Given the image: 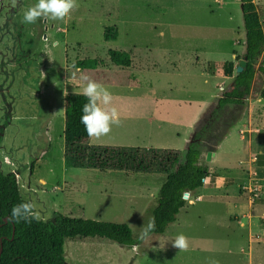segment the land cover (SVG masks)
<instances>
[{
	"label": "rangeland",
	"instance_id": "rangeland-1",
	"mask_svg": "<svg viewBox=\"0 0 264 264\" xmlns=\"http://www.w3.org/2000/svg\"><path fill=\"white\" fill-rule=\"evenodd\" d=\"M36 2L0 0V173L18 175L21 195L32 203L38 220L47 222L60 214L125 224L135 240L132 247L98 238L66 241L65 264H264V216H259L264 187L238 185L249 181L234 169L241 163L246 170L250 155L264 152V129L253 131L247 150L248 142L238 136L246 124L233 123L243 107L224 111L226 107L208 134L210 141L218 136V142L229 129L218 165L231 168L227 176L232 184L224 181V190H215L228 198L197 201L191 195L160 236L138 239L141 227L151 222L166 173L129 175L73 167L64 157V97L81 94L83 75L110 91L120 119L108 134L90 137L88 148L166 149L182 156L196 125L212 108L203 109V104L222 90L214 89L220 79L207 77L209 69L204 68L210 61L223 64L233 53L236 60L243 54L240 3L75 0L63 19L40 17L34 24L23 23L24 11ZM253 2L264 30V0ZM108 27L116 30L115 40L104 39ZM53 41H58L55 47ZM109 51L127 53L131 66L111 64ZM84 59L103 65L73 69L74 62ZM254 85L264 89L260 79ZM259 103L264 105V99ZM210 183L208 187L215 185ZM239 194L247 205L237 201ZM226 214L241 225L228 222ZM181 233L188 238L186 250L172 245Z\"/></svg>",
	"mask_w": 264,
	"mask_h": 264
},
{
	"label": "trees",
	"instance_id": "trees-1",
	"mask_svg": "<svg viewBox=\"0 0 264 264\" xmlns=\"http://www.w3.org/2000/svg\"><path fill=\"white\" fill-rule=\"evenodd\" d=\"M240 8L245 43L238 61L246 57V66L235 76L234 64H223V75L231 79V84L222 89L216 106L200 119L182 156L180 152L171 150H150L147 154L140 150L114 147L88 148L90 137L80 123L81 109L87 99L82 94H66L64 97V157L70 166L125 171L129 175L154 170L166 173L158 191L157 204L151 213L154 228L149 236H160L175 223L188 198L209 177L206 151L213 152L222 138L217 142V136L210 141L208 134L213 119L221 116L227 106L244 107L249 98L264 97V89L258 93L259 90L254 91L253 88V82L259 79L264 85V60L259 63L264 51L262 21L253 0H241ZM116 37L113 27L105 29V40H115ZM108 57L114 66L127 68L131 65L130 56L125 52L109 51ZM102 65L103 62L98 59H84L74 62L72 67L76 70H95ZM33 165L31 162V172ZM184 193L187 195L181 198ZM20 203L32 205L21 195L18 175L0 173V264H65L63 246L69 240L98 238L125 247L135 245L132 232L125 224L69 218L60 214L47 222L38 220L35 215L28 220L13 221L11 209ZM31 210L34 213L33 207Z\"/></svg>",
	"mask_w": 264,
	"mask_h": 264
},
{
	"label": "crops",
	"instance_id": "crops-1",
	"mask_svg": "<svg viewBox=\"0 0 264 264\" xmlns=\"http://www.w3.org/2000/svg\"><path fill=\"white\" fill-rule=\"evenodd\" d=\"M262 29H263V23H262ZM262 60H264V51H263V54H262L261 58L259 59V63ZM239 61L236 60V54L233 53L231 61H229V62H232L234 64V72H235V68L237 67V64H238ZM223 64H221L219 62H215V61H210L207 64V66L204 68V71H205V69H209V70L205 71V73H204L207 77H209L211 79H217V80L220 79L219 85L214 87L215 90H218L220 88L224 89L226 86L231 84V79L230 78H226L223 75ZM228 80H230L228 85H225V82H228ZM223 84H224V87L222 86ZM253 88H254V91L255 90L261 91L262 90V89L259 88L258 85H254V82H253ZM221 92H222V90L218 94V91H217L216 96H214L211 101L203 104V106H202L203 109L205 107H210V108L211 107L212 108L215 107L218 99L220 98ZM261 99H264V97L260 98L259 96H257L256 98H249L247 100V104L243 107L241 112L238 111L237 117L233 121V123L237 122V123H240V124L241 123H245L246 124V127H245L246 130L242 127L238 131V136H239V140L240 141H244V142L247 141L248 142L247 146H246L247 150L250 149L249 138H250L251 134L253 133V131H256L259 128L264 129V105H261L259 103V101ZM230 107L231 106H227L225 111L226 110H232V109H228ZM228 132H229V129L224 134V136L221 138V140L218 142L216 150L213 151L214 156L212 157L211 163L209 165L206 163L208 168H209V171H210V168H211V172H210L209 177L205 180L203 186L201 188H199L198 190H196L192 194V195H195V199L197 201L201 200L202 198H206V199H209V200H216V199L223 200V199H227L228 198V196H225L223 194L222 195H218L217 194L218 190L219 191L220 190H224V184H223L224 181H226V183L232 184L231 178L227 176V174H229V172L231 171V168L230 167L222 168L223 166H220L221 165L220 158L222 156V152H224L223 144L227 140V137L229 135V134H227ZM137 150H140V149H137ZM150 150L151 149L147 148L145 150H140V151L147 152V151H150ZM161 150H166V149H161ZM161 150H156V151H161ZM171 151H175V150H171ZM248 161H249V164H247V166H248L247 168L248 169L246 168V170H244L243 164H241V163H237V165H235V167H234V169L237 170L239 173H241L244 176H247L248 181H249L248 184L238 183V185H240V186L241 185L242 186L245 185L246 187H248V186H250V185H252L254 183H259V184H261L260 185L261 187H264V152L263 153H259L257 155H254V154L250 155V158H249ZM218 164H220V165H218ZM220 170L222 172H220ZM242 172H244V174ZM224 173H225V176H226L225 178L226 179L223 177ZM212 174L215 175V177L213 179L211 178ZM212 180L214 181L215 185L211 186V187H208L207 186L208 182L210 183V182H212ZM222 187H223V189H222ZM216 189H217V191H215ZM215 194H217V195H215ZM238 198L239 199L237 201L241 200L240 201L241 204L242 203H245V204L247 203V200L244 197L242 198L241 194H239ZM237 203L238 202H236L235 204H237ZM240 203H238V204L240 205ZM262 209H264V208H262ZM262 215L264 216V210H263V212L260 213L259 216H262ZM225 217H226V220L228 222H236L237 224L241 225V220H239L240 223H238L239 222L238 218L237 219L236 218H230V217H228V214H226Z\"/></svg>",
	"mask_w": 264,
	"mask_h": 264
},
{
	"label": "clouds",
	"instance_id": "clouds-1",
	"mask_svg": "<svg viewBox=\"0 0 264 264\" xmlns=\"http://www.w3.org/2000/svg\"><path fill=\"white\" fill-rule=\"evenodd\" d=\"M75 7V0H37L23 13V23L34 24L38 18L47 17L53 20L65 18ZM58 41H53V47ZM83 83L80 93L86 97L87 102L81 109L80 123L89 137L99 138L108 134L113 125L120 122L119 113L112 104V94L103 85L97 83L89 76L80 77ZM187 193L182 194L181 198ZM30 203H20L11 209V219L13 221L28 220L35 214L32 212ZM154 228L153 223H148L141 227L138 239L144 240L149 237ZM172 245L180 250L188 248V238L184 234H178L172 241Z\"/></svg>",
	"mask_w": 264,
	"mask_h": 264
},
{
	"label": "water",
	"instance_id": "water-1",
	"mask_svg": "<svg viewBox=\"0 0 264 264\" xmlns=\"http://www.w3.org/2000/svg\"><path fill=\"white\" fill-rule=\"evenodd\" d=\"M239 3L241 0H237ZM246 66V57H244L242 60H240L237 64V67L235 68V76H238L245 68ZM214 156L213 152H207L205 155V162H209L211 160V157ZM6 221V219L4 220ZM2 248L0 246V255H1Z\"/></svg>",
	"mask_w": 264,
	"mask_h": 264
}]
</instances>
